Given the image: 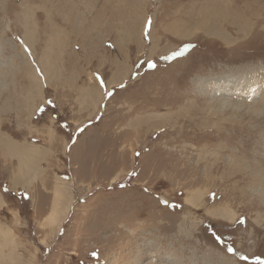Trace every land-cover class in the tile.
Segmentation results:
<instances>
[{
  "label": "rangeland",
  "instance_id": "374dc122",
  "mask_svg": "<svg viewBox=\"0 0 264 264\" xmlns=\"http://www.w3.org/2000/svg\"><path fill=\"white\" fill-rule=\"evenodd\" d=\"M67 1L0 0V264H264V35L198 28L224 0Z\"/></svg>",
  "mask_w": 264,
  "mask_h": 264
},
{
  "label": "bare ground",
  "instance_id": "6f19581e",
  "mask_svg": "<svg viewBox=\"0 0 264 264\" xmlns=\"http://www.w3.org/2000/svg\"><path fill=\"white\" fill-rule=\"evenodd\" d=\"M224 1H225V5H224L223 8L216 7V8H214L209 13V15L204 16V18L202 20H195L196 23H197L196 24L197 27L200 28V29H202V30H204V32H206L208 34L209 33L210 34H215L216 36H218L221 40H223L227 44L228 43H232L235 40L240 39L241 38V37L239 38L240 35H245V36L247 34L250 35V31L251 30H253L252 37H254L256 39L262 38V36L264 35V25H262V23H264V17H260V13L261 12L264 13V4L261 2V0H256V3H253V0H240V2H238V0H237V1H234V2L232 1L231 4H229L230 3V0H228V1L224 0ZM72 2H73V0L71 2L67 1L66 3L62 4V8L63 7H65V8L61 9L60 11H62L63 13H65V12L68 13L69 16L66 17V18L63 17V16H61L59 18V20L61 22H67V21L74 20L73 18H71L73 16L72 13L78 12V9H81V5L82 6L84 5V7H85V3H81L80 0L79 1L75 0L74 3H72ZM237 2L240 5H237ZM217 4L219 5V3H217ZM45 6H46V4L44 5V7ZM217 11H222L223 13L222 14L221 13L219 14V13H217ZM216 15H218V16L216 17ZM80 17H81V15H78L77 16L78 19ZM215 17H216V19H215ZM50 19L51 20H54L53 15L50 16ZM59 20L55 18L54 21H56V22H54V23H59L58 22ZM224 23L227 24V26H225ZM232 26L235 28V32L237 33V36H238L236 39H235V37H234V39L232 37L229 38L228 35H227V33H226V31H225V28L232 27ZM181 27H182V25L180 24L179 29ZM169 28H168V30H169ZM172 29H176V26L175 25L172 26ZM178 33H179V31H178ZM244 56H246V54ZM184 114H185V112H179L177 114V117H180V116H182ZM192 115L193 114L190 115V117L188 118V121H190L191 124L194 127H196L197 126V122H195V118H193ZM199 120H200V123L201 122H203V123H206L207 122L206 120H202L201 118H199ZM186 121L187 120H185V123H186ZM221 122H224V121H221ZM229 122H230L231 125L235 124L232 121H229ZM238 123H236V124H238ZM31 149L26 148L28 156L31 155V157H33V159H37V158H34L35 157V154L37 153L36 149H32V151H31ZM28 151H31V152H28ZM40 154H42V150L40 151V153L38 155H40ZM36 156H37V154H36ZM25 161L28 164L29 161L27 159H25ZM236 167H238V165L237 166L235 165L232 169L233 170H236ZM58 179H60L62 181L61 184H62L63 187H60V186H56L55 187L54 198H53L52 206L50 207V211L46 215L47 222L51 226H53L54 223L57 221V219L60 218L61 213L63 212V210H62L63 207L62 206L67 204V196L64 193V189L67 188L66 182H65V180L63 178H58ZM201 193H202L201 191H198L197 193L193 194L192 197H190L189 202H192L193 201V202H195V204H200V202H199L200 200L198 199V197L202 198L201 197Z\"/></svg>",
  "mask_w": 264,
  "mask_h": 264
},
{
  "label": "crops",
  "instance_id": "0c3cea01",
  "mask_svg": "<svg viewBox=\"0 0 264 264\" xmlns=\"http://www.w3.org/2000/svg\"><path fill=\"white\" fill-rule=\"evenodd\" d=\"M93 89H94L93 91H95L96 88H93ZM94 103L97 104V103H98V100L95 99V100H94ZM87 109H88V108H87ZM13 145H14V147H16V148L19 147V146L15 145V144H13ZM74 146H75V145H74ZM75 147H77V146H75ZM75 147H74V148H75ZM77 149H79V147H77ZM77 149H74V150H77ZM80 149H81V148H80ZM25 154H26V153H25ZM25 157H26V159L29 158V157H27V156H25ZM32 159H33V158H32ZM35 160H36V159H35ZM77 160H78L80 163L82 162L81 159H80L79 157H77ZM36 162H38V161H36ZM84 171H85V169H84ZM60 187H61V186H60ZM53 198H54V197H53ZM52 202H53V201H52ZM3 206H4V204L1 206V208H2Z\"/></svg>",
  "mask_w": 264,
  "mask_h": 264
},
{
  "label": "trees",
  "instance_id": "16d2710c",
  "mask_svg": "<svg viewBox=\"0 0 264 264\" xmlns=\"http://www.w3.org/2000/svg\"><path fill=\"white\" fill-rule=\"evenodd\" d=\"M5 191H9V190L5 189Z\"/></svg>",
  "mask_w": 264,
  "mask_h": 264
}]
</instances>
